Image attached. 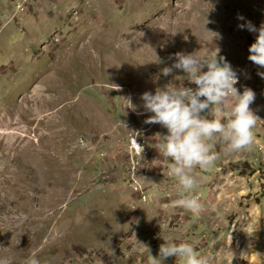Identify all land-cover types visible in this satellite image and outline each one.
Instances as JSON below:
<instances>
[{
  "label": "rangeland",
  "instance_id": "1",
  "mask_svg": "<svg viewBox=\"0 0 264 264\" xmlns=\"http://www.w3.org/2000/svg\"><path fill=\"white\" fill-rule=\"evenodd\" d=\"M66 4L45 41L0 43V259L25 264L35 253L41 264H150L173 232L156 204L169 195L158 185L172 176L169 157L155 165L158 124L145 123L152 114L141 96L187 83L180 70L162 75L177 52L203 60L216 45L255 41L258 32L239 25L259 29L264 0ZM251 151L253 160L229 163L224 179L235 184L217 210L241 247L257 234L264 246V145Z\"/></svg>",
  "mask_w": 264,
  "mask_h": 264
},
{
  "label": "clouds",
  "instance_id": "2",
  "mask_svg": "<svg viewBox=\"0 0 264 264\" xmlns=\"http://www.w3.org/2000/svg\"><path fill=\"white\" fill-rule=\"evenodd\" d=\"M239 27L258 32L255 42L248 49V60L264 68V24L259 29L251 22ZM196 53L177 52L174 54L176 62L162 69L164 76L171 75L174 69L182 71L189 77L190 83L196 85L195 88L169 83L156 88L154 94L144 92L141 100L144 110L152 114L145 123L159 124L167 129V135L158 133L156 136L161 141L159 148L171 160L169 175L177 178L182 190L180 197L171 201L169 207L199 215L204 205L197 194L199 182L194 169L198 167L207 171L214 166L219 158L213 142L217 136L233 152L250 148L256 142L254 129L262 120L250 108L256 98L255 92L247 87L242 93L239 92L235 87L238 75L230 63L224 57L218 59V53L206 61H202ZM258 75L264 78V73ZM113 86L115 90H120L119 86ZM229 97L232 98L231 111L225 114L223 105ZM122 99L126 108L136 110L130 97ZM134 133L132 143L142 153V147L136 142L140 133ZM171 256L182 260L183 264H209L208 257L199 255L190 243L177 244L171 240L161 244L159 258L150 255V264H162L164 259ZM233 258L234 254L231 260ZM0 264H11V260L0 259ZM25 264H41V261L33 253Z\"/></svg>",
  "mask_w": 264,
  "mask_h": 264
},
{
  "label": "crops",
  "instance_id": "3",
  "mask_svg": "<svg viewBox=\"0 0 264 264\" xmlns=\"http://www.w3.org/2000/svg\"><path fill=\"white\" fill-rule=\"evenodd\" d=\"M67 2L68 0H31V4L24 14L14 15L12 0H0V43L2 41H13L12 46H14L18 42L25 41L26 37L31 36L39 38L40 41H45L49 35L48 32L55 29L62 22V14L70 7L69 4H66ZM261 13H264V8ZM259 24H264L263 16ZM252 40L236 41L237 44L233 48L225 47L224 49L222 45H216L211 55L209 54L202 61L210 60L218 53L217 58L224 57L233 70L236 71L238 83L235 87L239 92L242 93L245 87L255 92L256 98L250 108L262 120L257 123L254 129L256 142L247 150L232 152L233 154L230 156L226 153V149L229 148L228 145L218 136L215 138L213 142L219 158L214 166L207 171H203L198 167L194 169V175L199 182L197 194L204 205L199 215H194L182 208L169 207L170 202L181 195L182 190L177 178L172 176L166 183L160 182L158 186L162 193L165 191L169 195H160L159 202L156 204L160 206L158 210L161 212V217L168 220V226L173 232L167 234L169 237L163 238V241L157 244L156 254H159L161 244L171 240L177 244L190 243L199 255L208 257L209 264H264V246H261L262 242L259 240L258 234L251 242V237H248V243L242 247L235 244L232 238L239 237V233L235 235L231 233L232 230L224 226L225 217L223 214L217 213L218 208L226 202V199H224L228 194L226 189L233 187L230 182L234 183L231 179H224V175L233 174V169L229 167V163L253 160L250 156L252 155L251 149L258 146L260 142L264 145V78L258 75V73H264V68L255 66L256 69L254 70L253 63H248V56L250 55L248 49L255 42ZM219 48H222V50ZM1 49L3 48L0 47V51ZM184 75L187 83L183 86L195 88L196 85L191 84L189 77L185 73ZM231 106L232 98L229 97L223 105L225 114L231 111ZM209 118L213 117L209 116ZM154 130L157 134L167 135V129L159 124L154 127ZM159 139L158 137V139L151 141L156 154L155 165L157 169L164 166L167 158L159 148L161 142ZM234 170L239 171L237 167ZM211 174H219L218 179L211 177ZM152 218L157 217L152 216ZM256 232L252 231L250 235L254 236ZM194 234H201V239L196 240L195 236L193 237ZM233 254L234 258L231 260ZM179 262L183 261L171 256L162 264H177Z\"/></svg>",
  "mask_w": 264,
  "mask_h": 264
},
{
  "label": "built area",
  "instance_id": "4",
  "mask_svg": "<svg viewBox=\"0 0 264 264\" xmlns=\"http://www.w3.org/2000/svg\"><path fill=\"white\" fill-rule=\"evenodd\" d=\"M12 3H13L14 15H21L27 11L29 5L31 4V0H12ZM137 144L140 146V143L137 142ZM133 148L136 151L139 149L136 148L134 145ZM142 198L145 199L144 195L142 196Z\"/></svg>",
  "mask_w": 264,
  "mask_h": 264
},
{
  "label": "bare ground",
  "instance_id": "5",
  "mask_svg": "<svg viewBox=\"0 0 264 264\" xmlns=\"http://www.w3.org/2000/svg\"><path fill=\"white\" fill-rule=\"evenodd\" d=\"M11 149V148H10Z\"/></svg>",
  "mask_w": 264,
  "mask_h": 264
}]
</instances>
